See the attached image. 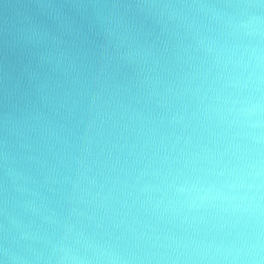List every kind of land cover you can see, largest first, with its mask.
Wrapping results in <instances>:
<instances>
[{
	"label": "clouds",
	"instance_id": "9594fccd",
	"mask_svg": "<svg viewBox=\"0 0 264 264\" xmlns=\"http://www.w3.org/2000/svg\"><path fill=\"white\" fill-rule=\"evenodd\" d=\"M0 204V264H264V0H0Z\"/></svg>",
	"mask_w": 264,
	"mask_h": 264
},
{
	"label": "water",
	"instance_id": "95a60500",
	"mask_svg": "<svg viewBox=\"0 0 264 264\" xmlns=\"http://www.w3.org/2000/svg\"><path fill=\"white\" fill-rule=\"evenodd\" d=\"M8 211V212H11V207L10 206H4L3 204H0V211ZM39 223V221L37 220V224ZM0 225H3L4 228H11V221L8 220V219H5L3 215H0ZM6 233L3 231V230H0V240L3 239L4 235ZM7 264V262H6Z\"/></svg>",
	"mask_w": 264,
	"mask_h": 264
}]
</instances>
